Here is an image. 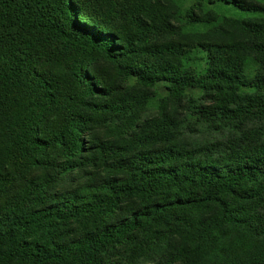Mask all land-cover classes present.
I'll use <instances>...</instances> for the list:
<instances>
[{"label":"trees","instance_id":"obj_1","mask_svg":"<svg viewBox=\"0 0 264 264\" xmlns=\"http://www.w3.org/2000/svg\"><path fill=\"white\" fill-rule=\"evenodd\" d=\"M176 1L0 0V264H264V2Z\"/></svg>","mask_w":264,"mask_h":264},{"label":"rangeland","instance_id":"obj_2","mask_svg":"<svg viewBox=\"0 0 264 264\" xmlns=\"http://www.w3.org/2000/svg\"><path fill=\"white\" fill-rule=\"evenodd\" d=\"M176 1V0H175ZM264 2V0H261ZM178 2V1H176ZM212 10L215 9L214 6H212ZM214 11H219L221 13L228 12L226 17H229V14H234L237 16L245 14L244 11L238 9V8H232L229 9H215ZM222 16V14H220ZM171 21L172 23V31L176 34V36H180L185 42L192 43L193 41L197 39H237V38H243L245 34H242L239 29L235 28H225L223 25H221L220 21H206V22H200L197 25L196 24H189L186 23L184 19L180 16V13L178 12V7L175 3L171 2L170 5L167 6L164 16L161 19L160 25H159V32H158V38L159 39H168L172 36V33L170 31V28L168 26L166 27L167 21ZM181 101L180 96H173L170 101L165 100L164 104L167 102V106L171 108V110L179 111L178 102ZM154 113H159V110L156 109ZM147 114V116H149ZM210 132L205 131L204 136L210 137ZM204 136H201L198 134L197 137L191 136L188 137L187 140H195L196 142H199L204 139Z\"/></svg>","mask_w":264,"mask_h":264}]
</instances>
